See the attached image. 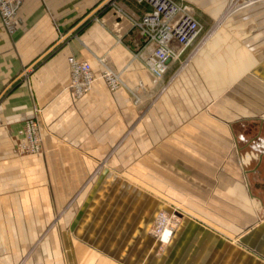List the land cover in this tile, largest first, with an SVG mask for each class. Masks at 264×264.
I'll list each match as a JSON object with an SVG mask.
<instances>
[{
  "label": "crops",
  "instance_id": "1",
  "mask_svg": "<svg viewBox=\"0 0 264 264\" xmlns=\"http://www.w3.org/2000/svg\"><path fill=\"white\" fill-rule=\"evenodd\" d=\"M95 2L97 0H26L19 16V30L14 37H7L0 27V92L18 70L29 64H36L28 80L20 84L4 104L0 105V154L10 156L11 153L10 140L4 125L23 116H34L40 124L44 151L48 154L47 162L51 164L49 166L54 175V171L68 168L67 162L70 160V163L77 154L109 152L118 153L121 157L136 152L135 158L132 156L131 162L128 161L131 164L127 165L129 174L138 169L140 177L144 180L147 178L148 185L156 183L154 176L164 175V178L170 177L177 185H184L183 188L187 189L188 178L193 180L199 172L205 178L203 181L199 177L195 178L200 189L204 186L205 191H208L213 185L212 181H215L218 185L216 189L220 193L218 199L223 202L233 201L239 208L233 210L232 214V217L237 218L238 226L235 227V232L240 238L239 246L230 244L228 240L189 219L185 220L176 232L171 243L172 248L167 252V263L159 264H264V214L262 217V210L258 209L261 208L262 202L264 203V152L259 149V158L254 157L251 168H246L241 160L236 165L234 153L227 161L222 160L230 149L227 143L219 158L215 156L213 161L209 160L208 163L198 158V152L205 151V147L195 145L194 140L190 138L200 133L197 123L182 125L183 121L193 119L190 118L191 114H183L182 108L191 104L192 88L197 86L196 72L190 71L189 78H185L184 82L176 80L168 92L140 117L136 114L131 96L124 87L109 91L99 77L87 93L80 98L73 97L69 90L70 55L87 60L97 76L103 69V63L112 70L121 72L127 87L142 94L143 103L148 94L159 90L161 86V83L156 84L155 76L138 60L132 59L127 46L116 41L117 35L129 37L130 24L112 11L102 12V24L93 23L83 31L81 38L61 43L39 62L48 50L62 39L61 33H70L76 26L75 22L91 9ZM242 6L245 7L228 18L220 35L222 45L219 50L220 56L223 57L221 72L226 81L222 85L212 84L211 87L227 88L230 74L235 80L234 88L263 87L261 82H257L248 72L255 65L264 71V0H256ZM207 63L206 68H211L216 61L214 57H210ZM243 78H247L251 84L242 85ZM187 85L190 88L186 89ZM185 97L189 100H186L188 104L184 102ZM208 97L205 95L206 104ZM259 98L264 101L263 93ZM226 99L228 97L223 95L222 103L227 102ZM224 117L231 118L230 115ZM204 120L215 125L211 116L206 115ZM220 127L214 130L229 136V128H224L223 124ZM206 132L203 133L207 134ZM255 143V148L260 146L264 149L263 140ZM65 154H68L67 159ZM85 158L81 155L82 162ZM112 158L117 160V156ZM90 159L96 162V158ZM14 163H10V167L17 168ZM2 165L0 162V192L5 191L2 187L5 181L2 179L7 173ZM81 165L79 166L85 171L84 162ZM117 167L118 163L112 164L111 170L105 174L110 176L107 183L114 187L110 189L109 199L104 200V209L107 207L109 212L106 214L110 218L101 213L103 223L108 220L111 226L120 212H129L131 207L133 211L138 209L140 212L144 201L148 204L150 199V195L134 187L128 171L125 177L119 176ZM219 169L217 181L216 178L213 179V171ZM16 170L13 172L15 175ZM19 170L22 173L23 169ZM90 174L85 171L83 176L73 183L83 185ZM15 175L8 183L9 188L16 189V185L21 184L22 176ZM67 176L71 177L69 174ZM67 176L56 174L57 179L53 181L57 185L70 184ZM192 185L191 183L190 186ZM179 188L182 190V187ZM157 200L154 198L152 201ZM256 202H260L259 207ZM246 209L251 213L247 215ZM138 214H131L133 222ZM225 231L223 228L222 232ZM214 243L218 247V255L208 256L207 249L213 248ZM243 247L252 250L263 260L247 253Z\"/></svg>",
  "mask_w": 264,
  "mask_h": 264
},
{
  "label": "rangeland",
  "instance_id": "2",
  "mask_svg": "<svg viewBox=\"0 0 264 264\" xmlns=\"http://www.w3.org/2000/svg\"><path fill=\"white\" fill-rule=\"evenodd\" d=\"M25 1L0 0V27L9 38H13L19 30V16ZM171 1L179 12L182 9L190 13L183 12L184 15L187 13L192 16L194 27L197 29L196 36L184 48L178 46L176 41L170 43L176 55L166 60V69L162 77L160 79L155 77L156 84L161 83V86L159 90L154 91L155 93L147 95L145 103H143L142 94L127 87L122 76H120L122 84L119 88L124 87L128 91L136 114L140 117L168 92L176 80L184 82L185 78H189L190 71L196 72L197 86L192 88L191 104H188L189 100L185 97L184 102L188 105L183 104L185 106L182 108V113L191 114L190 118L193 119L183 121L182 125L197 123L200 133L190 138L194 140L195 145L205 147L203 149L205 151L198 152V158L207 163L210 162L209 160L213 161L215 156L219 158L227 143L230 149L222 160L227 161L234 153L236 165L241 160L246 168H251L255 161L254 157L259 158V149L264 152L260 146L255 148V141H264V101L262 102L259 98L262 93L264 96V71L259 70V66L255 65L248 72L257 82H261L263 87L234 88L235 80L232 74H230V83L227 88L211 87L212 84L222 85L226 81L221 72L223 57L220 56L219 50L222 45L220 35L228 18L242 9L239 7L240 9L234 10V8L245 0ZM156 9L158 8H154L144 0H97L91 9L75 22L76 26L70 33H61L62 39L48 50L39 62L49 56L61 43L73 38H81L83 31L93 23L102 24L100 22L102 12L112 11L130 24L129 37L117 35L116 41L125 44L131 52L132 59L138 60L148 70L143 64L144 60L135 55L145 50L147 53H152L157 47L159 31L156 27L154 31L148 30L145 20L150 18ZM159 19H162L161 15ZM183 26L182 22L181 27ZM184 28L187 29L185 26ZM210 57H214L216 63L211 68H206ZM29 65L18 70L10 83L1 90L0 105L4 104L20 84L28 80L36 64ZM148 71L153 75L150 70ZM248 73L246 72V75ZM97 77L101 78V72L99 76L95 75L94 81ZM241 80L242 85L251 84L247 78ZM187 88L190 87L187 85ZM69 90L75 97L70 88ZM212 92L215 93L212 94ZM205 95L209 96L207 104ZM223 95L228 97L227 102L222 103ZM222 113L230 115L231 118L226 119ZM206 115L213 118L215 125L204 120ZM222 124L224 128H229V136L214 130ZM4 127L7 128L11 153L10 156L0 154V162L3 163L2 167H5L7 172L2 179L5 181V185L2 184L5 191L0 192V264L167 263V252L172 248L174 236L185 220L189 219L228 240L230 244L239 246L240 238L235 232V227L238 226L237 218L232 217L233 210L239 208L233 201L223 202L218 199L220 193L216 189L218 185L215 181H212L213 185L208 191H205L204 186L200 189L195 181L198 177L201 178L200 180L205 178L199 172L194 176L197 177L196 179L188 178L187 189L183 188L184 185H177V182L170 177L164 178V175L163 177L153 175L156 183L148 185L147 178L144 180L142 177V179L138 169L129 174L127 165L130 164L132 156L135 158L136 152L127 154L126 157L109 152L77 154L78 156L73 157L70 163V160L67 162V170L60 168L54 171V175L50 169L51 164L47 162L48 154L44 151L43 135L36 117L23 116L16 121L8 122ZM212 129L213 132H211ZM205 131L207 134L203 133ZM172 133L173 131L168 136ZM81 155L86 157L83 161L86 165L85 171L91 174L83 185H76L73 182L78 181L85 173L80 167L83 164ZM65 156L67 159L68 154ZM113 156H117V160L112 158ZM90 157L96 158V162H93ZM262 160L264 162V155ZM10 163L18 167L12 168ZM117 163L118 175L125 177L128 171L134 187L146 192L150 195V199L148 204L144 201L140 212L138 209L133 211L131 207L129 212L117 214L111 226L108 220L105 224L103 223L101 213L103 215L109 212L107 207L104 209V200L109 199L110 189L113 187L107 183L110 176L105 174L106 171L111 170L112 164ZM68 164L74 166L69 167ZM19 168L23 169L22 173ZM15 169H17L16 175L13 174ZM213 172V179L216 178L218 181L220 169ZM56 174L71 175V177L67 176L71 183L57 185ZM14 175L22 176L21 184L16 185V189L9 188L8 185ZM191 183L192 186H190ZM179 187H182V190ZM154 198L158 200L152 201ZM256 203L259 207L260 202ZM102 207L103 209H100ZM258 209L262 210L263 217V202ZM134 212L139 214L133 222L131 214ZM246 213L248 215L251 212L246 209ZM106 217L110 218L108 214ZM223 228L225 232H222ZM166 230L169 231L167 235ZM217 248L214 243L213 248L207 249V255L217 256ZM244 249L247 253L263 260L247 247Z\"/></svg>",
  "mask_w": 264,
  "mask_h": 264
},
{
  "label": "built area",
  "instance_id": "3",
  "mask_svg": "<svg viewBox=\"0 0 264 264\" xmlns=\"http://www.w3.org/2000/svg\"><path fill=\"white\" fill-rule=\"evenodd\" d=\"M143 1V0H139ZM148 1L154 8V13L150 15V18H146L148 30H155V27L159 31V39L156 44L157 47L152 53L140 51L136 54L140 59L144 60V65L150 70L153 75L160 79L166 69V60L172 55H176V52L171 47V42L176 41L181 48L186 47L189 42L196 36L197 29L194 27L193 19L191 17L190 27H181L182 13L188 12L185 10L175 9V5L171 0H144ZM256 0H245L242 4L236 6L234 10L238 9L242 5H247ZM233 10H231L232 12ZM181 13V15H180ZM189 13V12H188ZM190 14V13H189ZM161 15L162 19H159ZM181 22V23H180ZM146 31V29H145ZM148 54V55H147ZM101 60V58H99ZM68 64L70 69V84L69 88L73 92L75 97H80L84 93L91 89L95 75L89 65V63L74 55L68 57ZM103 69L101 71V78L103 79L107 89L109 91L117 90L122 80L120 78V72L114 71L109 66L103 63Z\"/></svg>",
  "mask_w": 264,
  "mask_h": 264
},
{
  "label": "bare ground",
  "instance_id": "4",
  "mask_svg": "<svg viewBox=\"0 0 264 264\" xmlns=\"http://www.w3.org/2000/svg\"><path fill=\"white\" fill-rule=\"evenodd\" d=\"M252 2H254V1H252ZM180 15H181V13H180ZM221 20H222V19H221ZM181 21L183 22V24H184L185 27H187V28L190 27V22H191V17H190V15H188L187 13L184 15V14L182 13V19H181ZM219 24H220V23H219ZM168 233H169V231L166 230V231H165V234L167 235Z\"/></svg>",
  "mask_w": 264,
  "mask_h": 264
}]
</instances>
